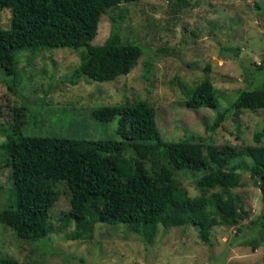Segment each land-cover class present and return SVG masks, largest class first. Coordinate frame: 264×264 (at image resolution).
<instances>
[{"label":"rangeland","instance_id":"1","mask_svg":"<svg viewBox=\"0 0 264 264\" xmlns=\"http://www.w3.org/2000/svg\"><path fill=\"white\" fill-rule=\"evenodd\" d=\"M116 12L122 14L117 25L120 40L141 48L128 74L107 82L80 77L72 85L68 76L78 66L82 48L18 52L13 78L0 76V123L9 125L12 108L25 105L37 112L38 117L24 112L26 127L29 124L35 134L117 140L115 119L99 124L89 117L90 111L144 101L154 111L164 142L197 143L200 137L203 144L216 146L255 145L252 136L263 127L264 110L232 112L214 131L206 127L240 91L261 83L262 73L255 71L254 65L264 54L262 0L122 3L99 17L91 45L104 42ZM9 18V10L0 11V29H9ZM206 65L208 74L203 71ZM204 78L212 85L216 108L184 107L189 90ZM252 167L247 158L233 159L226 166L238 174V185L229 196L240 216L235 225L213 227L206 243L191 225L167 230L158 227L149 239L146 234L129 232L124 225L99 223L94 225L90 240H67L73 226L63 227L69 193L61 182L53 185L56 199L48 213L52 229L48 235L36 242L22 240L0 223V257L18 264H264V202ZM8 175L7 168L0 166V210L10 199ZM199 177L173 170L171 179L178 189L196 197L201 193L196 186Z\"/></svg>","mask_w":264,"mask_h":264},{"label":"trees","instance_id":"2","mask_svg":"<svg viewBox=\"0 0 264 264\" xmlns=\"http://www.w3.org/2000/svg\"><path fill=\"white\" fill-rule=\"evenodd\" d=\"M137 1L0 0V11L10 12L9 29H0V76L13 78L18 52L58 48L83 49L78 66L68 76L72 85L80 77L107 82L128 74L141 48L120 40V12L112 15L104 42L99 46L90 42L106 10L113 12L122 3ZM261 18L264 30V0ZM254 70L262 73L259 87L240 91L229 106L214 115L207 131L218 128L232 112L264 110V54ZM203 71L208 74L209 66ZM183 106L193 110L216 108V95L208 78L189 90ZM12 111L11 123H0V166L7 168L11 184L10 199L0 210V223L19 239L36 242L52 230L48 213L56 199L53 185L61 182L69 193L68 210L62 220L63 227L73 226L65 236L70 241L90 240L94 225L99 223L124 225L129 232L146 234L149 239L158 227L167 230L191 225L206 243L213 227L235 225L240 216L229 196L238 185V174L234 168L226 169L236 158L252 161V175L259 180L264 202V123L252 136L255 145L232 147L203 144L200 137L197 143L164 142L154 111L144 101L90 111L89 117L99 124L115 119L117 140L35 134L29 124L26 127L24 112L28 117H38L37 112L25 105ZM173 170L199 174L196 186L200 195L190 197L178 189L171 179ZM240 213L246 216L244 211ZM262 221L261 217L258 224ZM0 264L18 263L0 257Z\"/></svg>","mask_w":264,"mask_h":264}]
</instances>
